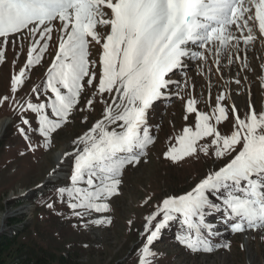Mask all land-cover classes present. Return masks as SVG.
<instances>
[{"label":"snow or ice","instance_id":"1","mask_svg":"<svg viewBox=\"0 0 264 264\" xmlns=\"http://www.w3.org/2000/svg\"><path fill=\"white\" fill-rule=\"evenodd\" d=\"M256 30L264 40V0H0V66L12 69L0 107L17 115L26 151L51 150L77 117L86 128L58 157L67 173L46 207L59 215L57 203L66 207L75 228L111 225L106 213L125 173L146 163L157 142L152 112L175 98L183 120H195L168 138L163 158L178 164L202 155L213 167L152 205L136 264H157L154 246L173 225L176 242L192 252L229 249L230 242H215L221 229L264 238V109L248 102L241 111L236 103ZM45 64L43 79L25 92ZM193 67L208 80L209 110L190 91ZM225 69L230 78L210 102L211 76L223 80Z\"/></svg>","mask_w":264,"mask_h":264},{"label":"rangeland","instance_id":"2","mask_svg":"<svg viewBox=\"0 0 264 264\" xmlns=\"http://www.w3.org/2000/svg\"><path fill=\"white\" fill-rule=\"evenodd\" d=\"M254 34L258 38L248 49L249 69L241 72V76H247V80H242L236 97L241 111L248 102L257 110L264 109V81L261 80L264 69L260 67L264 64V40L259 38L258 30ZM94 55L98 57V46ZM46 67L47 64L32 71L25 92L43 79ZM11 71V65L0 66V93L6 92ZM235 71L232 69L233 73ZM189 75L195 84L190 91L201 100L198 107L209 110L203 103V100H209L208 80L196 76L195 67ZM229 78L228 69H225L223 80L219 73L213 72L210 102H214L223 81ZM244 85L251 89L250 94ZM100 112L101 107L98 106L90 123L99 118ZM1 118H6V125L0 130V232L11 231L15 225L21 227L23 232L18 244L11 247L10 253L2 257L0 264H30L26 260V252L29 251L46 254V259H53V264H59L55 259L60 254L65 258L61 264H136L143 218L152 205L159 201L162 193L188 188L196 178L213 167V161L202 155L198 160L186 159L178 164L163 158L162 152L167 149L168 138L179 133L186 123L193 125L195 117L190 114L188 121L183 120L182 102L178 99L158 104L151 114L152 123L159 126L158 130L154 129L157 142L151 147L146 163L125 173L122 194L112 201V211L106 213L112 216L113 223L88 229L75 228L73 225L77 221L71 218L66 207L57 203L58 210L63 212V215H59L50 211L46 202L56 198L54 187L64 182L67 173V164L58 165V157L63 151L70 150V141L77 133L86 130L80 123L81 118L77 117L56 137L51 150H40L35 154L26 151L25 141L17 133V115L7 107H0ZM21 152H24L23 156ZM54 168L57 169L56 173L53 172ZM148 196L153 197L152 201L148 206H142V201ZM97 215L94 214V217ZM14 219L21 221L7 224ZM130 219L133 221L131 226L128 224ZM177 231V225L169 227L156 242L154 247L159 253L157 264H264V238L254 231L234 234L221 229V235L215 238V242H230V248H216L211 253L192 252L179 245L175 240ZM17 247L19 251L14 252Z\"/></svg>","mask_w":264,"mask_h":264},{"label":"trees","instance_id":"3","mask_svg":"<svg viewBox=\"0 0 264 264\" xmlns=\"http://www.w3.org/2000/svg\"><path fill=\"white\" fill-rule=\"evenodd\" d=\"M21 219H14L12 221H8L7 224H16L20 222ZM23 232V229L18 227V225L14 226V228L11 231H5L0 232V261L3 256H7L10 253L11 247L18 244L19 237L21 236V233ZM19 248L17 247V250L14 252H18ZM20 256V253H19ZM18 256V257H19ZM27 261H30V264H53L51 261L53 259H49L46 254H37L33 251L26 252ZM48 256V255H47ZM21 257V256H20ZM56 263H63L65 261V258L62 254L58 255L55 259ZM29 263V262H27Z\"/></svg>","mask_w":264,"mask_h":264},{"label":"bare ground","instance_id":"4","mask_svg":"<svg viewBox=\"0 0 264 264\" xmlns=\"http://www.w3.org/2000/svg\"><path fill=\"white\" fill-rule=\"evenodd\" d=\"M6 125V118H1L0 119V130L3 129V127H5Z\"/></svg>","mask_w":264,"mask_h":264}]
</instances>
